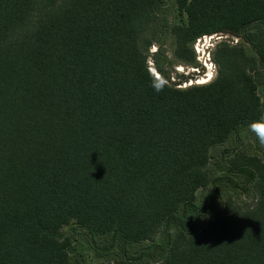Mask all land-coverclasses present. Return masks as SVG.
Wrapping results in <instances>:
<instances>
[{
    "label": "trees",
    "instance_id": "trees-1",
    "mask_svg": "<svg viewBox=\"0 0 264 264\" xmlns=\"http://www.w3.org/2000/svg\"><path fill=\"white\" fill-rule=\"evenodd\" d=\"M174 2L177 62L195 64L203 36L239 38L210 53L207 83L150 73L139 38L163 0H0V264H70L68 225L122 251L164 236L160 262L110 264H264V159L229 154L225 177L250 203L222 209L208 167L212 148L264 123V0ZM195 215L210 220L197 229Z\"/></svg>",
    "mask_w": 264,
    "mask_h": 264
},
{
    "label": "rangeland",
    "instance_id": "rangeland-1",
    "mask_svg": "<svg viewBox=\"0 0 264 264\" xmlns=\"http://www.w3.org/2000/svg\"><path fill=\"white\" fill-rule=\"evenodd\" d=\"M184 21L185 17L178 12L174 0H163L157 21L139 38V46L148 56L147 64L150 73L159 78V74L154 67V64H158L170 75V82L178 84L177 87L182 88L194 84H204L214 79L217 68L211 60L210 53L222 41L236 45L238 42H235L236 39L239 40V38L229 35H211L210 37L215 35L217 37L207 40L206 44L204 43L206 50L203 57L201 53L197 54L193 47L196 58L195 64L188 65L177 62L173 57L174 40L165 27L181 24ZM156 51L158 52L155 53ZM209 74H211V79H209ZM259 95L264 100V84L259 89ZM261 138L264 139V135ZM239 152L264 159V147L261 146L249 128L240 130L238 134L230 136L224 144L211 150L212 157L208 166L209 170L221 177V180L217 183V191L220 195L219 209H222L223 202L229 197L239 205L250 203V198L247 197L242 188L239 190L233 188L232 183H236L237 178L234 175L228 176L229 178L225 177V175L227 176L225 171L229 154ZM213 193L214 190L210 187L199 189L196 193L197 205L201 208L207 206L212 200ZM194 218L197 229L205 226L210 220L209 215H195ZM73 227V225L65 226L59 233L62 238H69L73 243L70 249V264H110L123 256L131 259L141 257L144 261L157 263L163 258L159 247L164 245L165 240L161 232L156 234L153 241L126 246L125 250L122 251L121 247L110 248V240L107 236L95 237V245H91L87 232L82 228L77 227L74 229Z\"/></svg>",
    "mask_w": 264,
    "mask_h": 264
},
{
    "label": "built area",
    "instance_id": "built-area-1",
    "mask_svg": "<svg viewBox=\"0 0 264 264\" xmlns=\"http://www.w3.org/2000/svg\"><path fill=\"white\" fill-rule=\"evenodd\" d=\"M214 37H217V35H215ZM214 37L203 36L202 38L197 39V42L193 45L194 50L196 51V53L197 54H200L201 53V56L203 57L205 55V50H206V46H205L206 43L205 42L207 40H210L211 38H214ZM237 41L238 40L236 39L235 42H237ZM159 78H157V79H159Z\"/></svg>",
    "mask_w": 264,
    "mask_h": 264
},
{
    "label": "clouds",
    "instance_id": "clouds-1",
    "mask_svg": "<svg viewBox=\"0 0 264 264\" xmlns=\"http://www.w3.org/2000/svg\"><path fill=\"white\" fill-rule=\"evenodd\" d=\"M251 130L256 133L257 140L260 142L261 146L264 147V139L261 138L260 132L264 131V123L262 122H254L250 125Z\"/></svg>",
    "mask_w": 264,
    "mask_h": 264
},
{
    "label": "snow or ice",
    "instance_id": "snow-or-ice-1",
    "mask_svg": "<svg viewBox=\"0 0 264 264\" xmlns=\"http://www.w3.org/2000/svg\"><path fill=\"white\" fill-rule=\"evenodd\" d=\"M209 79H211V74H209ZM202 83L204 82V81H201Z\"/></svg>",
    "mask_w": 264,
    "mask_h": 264
},
{
    "label": "water",
    "instance_id": "water-1",
    "mask_svg": "<svg viewBox=\"0 0 264 264\" xmlns=\"http://www.w3.org/2000/svg\"><path fill=\"white\" fill-rule=\"evenodd\" d=\"M151 72V71H150ZM157 78V77H156Z\"/></svg>",
    "mask_w": 264,
    "mask_h": 264
}]
</instances>
